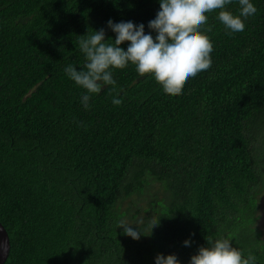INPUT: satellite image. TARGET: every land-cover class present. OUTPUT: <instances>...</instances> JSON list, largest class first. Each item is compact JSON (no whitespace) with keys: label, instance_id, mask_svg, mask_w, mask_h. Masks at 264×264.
<instances>
[{"label":"trees","instance_id":"1","mask_svg":"<svg viewBox=\"0 0 264 264\" xmlns=\"http://www.w3.org/2000/svg\"><path fill=\"white\" fill-rule=\"evenodd\" d=\"M251 2L257 12L243 32L226 29L218 10L206 13L212 64L181 94H166L129 63L112 70L117 91L104 86L86 109V90L64 71L85 63L80 36L103 28L114 40L112 20L143 23L155 38L148 23L159 0H0L6 264H155L157 254L189 264L206 237L228 238L264 264L256 227L264 188V0ZM238 8V0L227 6L235 15ZM157 184L162 196L152 191ZM147 191L144 220L120 212L124 196ZM126 218L144 234L139 240L119 228Z\"/></svg>","mask_w":264,"mask_h":264},{"label":"clouds","instance_id":"2","mask_svg":"<svg viewBox=\"0 0 264 264\" xmlns=\"http://www.w3.org/2000/svg\"><path fill=\"white\" fill-rule=\"evenodd\" d=\"M233 0H159L160 10L155 19L149 21L148 28L156 33L145 34L143 23L136 25L132 21L107 22L108 28L115 33V39H106L105 30H92L80 36L79 50L84 54L85 63L81 70L68 65L64 71L75 84L86 90L82 104L90 107L91 95L100 93L104 86L111 85L110 93L116 92L113 69H124L129 63L135 66L140 76L151 74L166 94L176 96L182 93L189 78L211 67L210 53L213 44L205 31L206 13L218 10L216 19L231 32H243L245 20L257 12L251 0H238V15L227 10ZM111 41V43L109 42ZM128 43L127 50L121 47ZM118 94V93H117ZM114 105L121 100L112 99ZM158 226V222L151 229ZM119 228L123 234L134 240L144 235L131 225L121 221ZM207 246H201L197 254L192 255L189 264H256V257L249 253L247 257L233 247L228 238L211 239L206 237ZM190 245L189 240L184 241ZM155 264H180L175 254H157Z\"/></svg>","mask_w":264,"mask_h":264},{"label":"rangeland","instance_id":"3","mask_svg":"<svg viewBox=\"0 0 264 264\" xmlns=\"http://www.w3.org/2000/svg\"><path fill=\"white\" fill-rule=\"evenodd\" d=\"M152 191L159 193L160 196H162L163 194V188L159 184L155 185V187L152 188ZM148 193L149 192L147 191V194H143L142 196L140 195L138 196L136 194L132 195L131 197L124 196L118 203V208L120 209V212L121 213L129 212L130 215L132 214L136 215L137 220L140 219L144 220V217L146 216V212L150 210L148 206V199H149ZM259 198L260 199L258 201V204L260 208L258 210V215H257L258 221L256 223V227L260 230L264 238V188ZM139 210H141V213H139ZM124 220L126 221L127 224L131 226L136 224V222L131 220L130 218H126Z\"/></svg>","mask_w":264,"mask_h":264},{"label":"water","instance_id":"4","mask_svg":"<svg viewBox=\"0 0 264 264\" xmlns=\"http://www.w3.org/2000/svg\"><path fill=\"white\" fill-rule=\"evenodd\" d=\"M11 252L10 237L5 227L0 223V264H6Z\"/></svg>","mask_w":264,"mask_h":264}]
</instances>
